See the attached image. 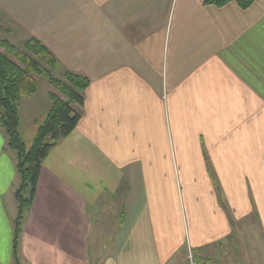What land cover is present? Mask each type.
Here are the masks:
<instances>
[{
	"label": "crops",
	"instance_id": "1",
	"mask_svg": "<svg viewBox=\"0 0 264 264\" xmlns=\"http://www.w3.org/2000/svg\"><path fill=\"white\" fill-rule=\"evenodd\" d=\"M0 20L89 79L19 264H186L188 248L210 264L242 224L264 230V0H0ZM18 180L0 127V264Z\"/></svg>",
	"mask_w": 264,
	"mask_h": 264
},
{
	"label": "trees",
	"instance_id": "2",
	"mask_svg": "<svg viewBox=\"0 0 264 264\" xmlns=\"http://www.w3.org/2000/svg\"><path fill=\"white\" fill-rule=\"evenodd\" d=\"M231 1L245 10L255 0H204V3L221 7ZM36 77L45 78L53 91L49 92V109L28 144L19 131V105L36 92ZM88 85L85 75L61 69L57 58L38 39L29 37L17 47L0 36V127L5 147L14 155L19 179L14 190L17 211L12 221L15 264H19L21 227L35 196L42 161L50 149L78 125Z\"/></svg>",
	"mask_w": 264,
	"mask_h": 264
},
{
	"label": "rangeland",
	"instance_id": "3",
	"mask_svg": "<svg viewBox=\"0 0 264 264\" xmlns=\"http://www.w3.org/2000/svg\"><path fill=\"white\" fill-rule=\"evenodd\" d=\"M1 22L2 20H0V36L13 45L21 47L26 39L23 40L24 38L20 32L9 33L5 31L6 25ZM55 74H58V72ZM35 79L37 82L36 92L24 98L19 105V131L28 144L38 124L43 120L49 109V92L53 91L45 78L36 77ZM245 225L242 224V237L239 238V244L236 248H233L234 253L232 250L227 255L218 254L216 255L217 262H210V264H264V230H256L254 227H248L247 225L246 227Z\"/></svg>",
	"mask_w": 264,
	"mask_h": 264
},
{
	"label": "built area",
	"instance_id": "4",
	"mask_svg": "<svg viewBox=\"0 0 264 264\" xmlns=\"http://www.w3.org/2000/svg\"><path fill=\"white\" fill-rule=\"evenodd\" d=\"M197 257L195 256L194 252L191 248H188L187 257H186V264H201Z\"/></svg>",
	"mask_w": 264,
	"mask_h": 264
}]
</instances>
